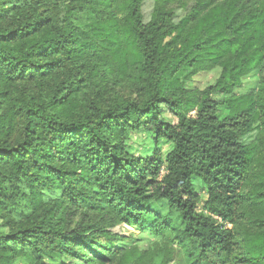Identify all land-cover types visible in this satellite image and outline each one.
Segmentation results:
<instances>
[{
  "label": "trees",
  "instance_id": "obj_1",
  "mask_svg": "<svg viewBox=\"0 0 264 264\" xmlns=\"http://www.w3.org/2000/svg\"><path fill=\"white\" fill-rule=\"evenodd\" d=\"M145 1L0 0V264H166L173 246L178 264H264V176L244 192L243 141L264 81L232 94L264 67V0ZM139 129L145 156L127 148ZM127 227L160 237L156 262L118 256Z\"/></svg>",
  "mask_w": 264,
  "mask_h": 264
},
{
  "label": "rangeland",
  "instance_id": "obj_2",
  "mask_svg": "<svg viewBox=\"0 0 264 264\" xmlns=\"http://www.w3.org/2000/svg\"><path fill=\"white\" fill-rule=\"evenodd\" d=\"M67 2L69 0H62ZM151 0H146L144 2L145 8L148 9L151 7ZM180 11V9H179ZM215 70H217L215 72ZM221 71L220 67H213L212 69L200 71L192 77V85L198 89H203L208 85H211L215 82L216 78L219 76ZM249 81V82H246ZM251 81V82H250ZM264 81V67L261 70H255L250 72L245 79L241 80L240 86L233 89L232 94L242 95L247 93L250 90H256L260 86V83ZM264 96V95H263ZM220 95H214L213 98L218 99ZM163 118L168 122L175 121V118L169 114L167 111L163 112ZM243 141L252 149V164L250 167L249 180L244 186V192L254 193L262 185V177L264 176V123L256 122L252 130L243 137ZM154 139L152 134L139 129L130 133L129 139L127 141L128 150L136 156H145L150 154L154 149ZM161 152L165 154L171 148V144L166 140H160L158 145ZM196 191L199 193L202 199L206 197V191L199 179L193 181ZM162 212H165L164 202H159L157 204ZM199 210H202V205L198 206ZM257 215V210L253 206H249L248 212L246 215V221L254 219ZM174 216V215H173ZM7 228L0 221V231H4ZM125 233L129 235V238L124 241H119L116 243V247L119 250L118 256L122 257L128 254L129 248H135L139 251L145 252L149 249L152 250L150 257H147V262H156L157 254L160 252L163 242L160 240V237L152 235L150 232H139L135 228L127 227L124 229ZM92 257V253H89ZM182 255L179 253V250L173 246V251L170 255V261L166 264H178L181 260ZM67 261V260H66ZM52 264H59V262L47 260ZM14 264H25L21 258H18L14 261ZM76 264H85L83 262L76 261ZM88 264H118L117 259L105 261L99 263L98 261L88 263ZM244 264V263H243Z\"/></svg>",
  "mask_w": 264,
  "mask_h": 264
}]
</instances>
